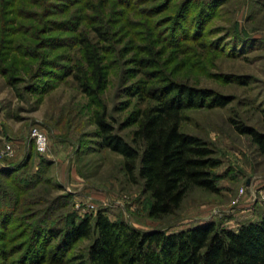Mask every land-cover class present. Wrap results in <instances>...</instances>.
<instances>
[{
  "label": "rangeland",
  "instance_id": "obj_1",
  "mask_svg": "<svg viewBox=\"0 0 264 264\" xmlns=\"http://www.w3.org/2000/svg\"><path fill=\"white\" fill-rule=\"evenodd\" d=\"M81 37L98 49L105 77L93 98L74 78L87 71ZM144 51L152 68L135 64ZM162 75L228 103L185 110L180 128L213 149L218 193L190 189L174 215L153 219L140 182H128L120 157L100 147L93 121L104 112L128 142L134 126L122 122L145 103L129 93L158 88ZM230 121L264 135V0H0V264H33V250L55 248L48 229L97 212L138 231L257 220L264 157ZM33 128L47 140L42 154ZM88 244L37 264H80Z\"/></svg>",
  "mask_w": 264,
  "mask_h": 264
},
{
  "label": "trees",
  "instance_id": "obj_2",
  "mask_svg": "<svg viewBox=\"0 0 264 264\" xmlns=\"http://www.w3.org/2000/svg\"><path fill=\"white\" fill-rule=\"evenodd\" d=\"M77 44L87 71L78 69L74 78L82 94L97 97L105 86L98 49L88 37H81ZM144 52L148 59L136 60L135 64L152 68L150 53ZM129 96L145 103L122 122V128L134 126L128 142L112 134L104 112L96 115L93 122L100 147L118 155L126 180L140 182L147 194V215L153 219L174 215L190 189L217 194L212 170L220 163L213 157V149L180 128L185 110L223 108L227 99L209 90L166 81L163 75L158 88L141 87ZM230 124L238 135L247 136L264 157V135L242 124ZM44 234L56 240L55 248L33 250L28 258L33 264L50 258L55 249L67 253L79 240L89 242L86 255L79 258L80 264H264V211L257 220L239 224L234 230L204 222L176 232L138 231L97 212L94 217L69 221L65 228L48 229ZM38 239L35 237L34 243Z\"/></svg>",
  "mask_w": 264,
  "mask_h": 264
},
{
  "label": "built area",
  "instance_id": "obj_3",
  "mask_svg": "<svg viewBox=\"0 0 264 264\" xmlns=\"http://www.w3.org/2000/svg\"><path fill=\"white\" fill-rule=\"evenodd\" d=\"M30 137L33 141L35 152L38 154L44 153L47 148V140L45 136L38 129L33 128L30 131Z\"/></svg>",
  "mask_w": 264,
  "mask_h": 264
}]
</instances>
